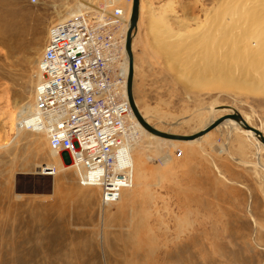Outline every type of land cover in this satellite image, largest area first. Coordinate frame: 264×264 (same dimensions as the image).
Wrapping results in <instances>:
<instances>
[{
    "label": "rangeland",
    "instance_id": "1",
    "mask_svg": "<svg viewBox=\"0 0 264 264\" xmlns=\"http://www.w3.org/2000/svg\"><path fill=\"white\" fill-rule=\"evenodd\" d=\"M99 1L0 0V264H148L152 243L154 264H264V148L240 131L222 125L196 142L165 143L143 130L142 144L127 133L120 141L122 148L130 143L126 170H139L142 185L103 209L100 190L80 185L69 157L51 150L48 137L18 134L11 125L10 114L35 101L33 70L49 27ZM218 1L140 0L133 95L162 131L193 133L229 112L207 108L222 103L264 134V91L198 90L201 53L183 51L170 62L156 49L157 21L192 33L218 14ZM53 166V174L43 170Z\"/></svg>",
    "mask_w": 264,
    "mask_h": 264
},
{
    "label": "built area",
    "instance_id": "2",
    "mask_svg": "<svg viewBox=\"0 0 264 264\" xmlns=\"http://www.w3.org/2000/svg\"><path fill=\"white\" fill-rule=\"evenodd\" d=\"M131 4L132 0H100L49 27L33 70L35 101L31 109L21 111L17 123L34 133L46 129L50 149L65 153L71 161L85 159L79 181L100 190L103 209L113 208L127 186L121 175L130 143L122 148L119 137L131 108L127 73L115 64L121 58L118 50L124 49V15ZM33 109L47 120L34 121ZM29 116L33 122L27 121ZM181 155V149L174 153ZM43 170L53 174L56 168Z\"/></svg>",
    "mask_w": 264,
    "mask_h": 264
},
{
    "label": "bare ground",
    "instance_id": "3",
    "mask_svg": "<svg viewBox=\"0 0 264 264\" xmlns=\"http://www.w3.org/2000/svg\"><path fill=\"white\" fill-rule=\"evenodd\" d=\"M225 1L226 0H219L217 3L218 4L217 7L220 8L217 9L218 14L217 15L214 14V16L210 19V22H208L205 26L201 25L200 29L197 28V30L195 29L196 31H193L192 33L181 34L179 32H174L170 29L168 25L164 24V22L162 23L160 21H157V24L154 25V35H155L154 39H155L156 49L160 54L168 57L169 60H171L170 62L176 60L180 52L183 51H185L187 54H189L191 50L196 51V53L198 54L201 53L204 63L202 65L203 72H202V76L199 77V75H197V78L194 81V87L198 90L202 89V84H203L204 87L207 89H220L222 91L233 92L235 95H240V94L246 95L247 93L254 94L259 92L260 90L264 91V0H239L238 5H234V6L232 5L231 7L227 6V2ZM140 8H141V3H140ZM130 11L127 12L126 16L124 15L125 24L127 25V27H128ZM211 13L212 12H210V14ZM72 14L73 12H71L67 16H70ZM63 18H59V20ZM197 26L199 25L197 24ZM180 37H182L184 40H180L181 39ZM125 38L126 36L124 37V43H123L124 49L122 48L121 51L118 50V55H120L121 58L115 64L123 72V74L127 73V67H128L127 54L125 51ZM178 38H180L179 41ZM187 40L190 42L188 43ZM123 51L125 58L123 56ZM246 55L248 56V58H246ZM249 57L253 59L254 68H253V64H251L252 66L250 68ZM125 63L127 66L126 68H123L125 67ZM244 67H247L248 69L244 70ZM125 90H126V85H125ZM218 105H228L233 108L231 104H222V103L220 104L214 103L207 108L212 114H214L215 112L233 111L232 109H226V108L217 109L216 106ZM23 109L25 108H21L20 106L17 109V115L15 113H14L15 115L11 113L9 116V119L13 120V124L11 125H13V127H15L16 130H18L17 131L18 134L21 133V131L19 130H25L23 128L18 127L17 124L20 118L21 111H24ZM34 111L36 112L34 121L36 119L40 120L41 122L47 120V117L41 115V113L38 110H34ZM143 116L146 118L145 114H143ZM242 117L247 123H249L246 117L244 116ZM215 119L216 117L211 118L209 122L204 124L200 129H202L203 127H205ZM27 121L33 122L31 116L27 118ZM130 122H132V124L135 125L137 129L136 131H132V126ZM124 123H126V125ZM124 123H123L124 133L120 135L119 141H121L122 137H124L128 133V135H132L131 138H133L132 139L133 142H136L137 144H142L143 140L141 138L140 131H143L145 129L140 125V123L138 122L132 111H130L124 117ZM222 125L223 126L228 125L240 131L241 133L250 137L258 147L264 148V145L254 136V134L251 131L244 129L240 125V122L233 119H225L220 124H218L217 127H220ZM40 131L41 132L38 131L36 133L43 135V137L45 138L50 137L46 129H41ZM13 133L14 135L12 137H15V131ZM148 134L153 136L154 140H157L158 138L164 139L165 143H169L171 141H181L185 143L196 142L199 139H201V137L204 135L203 134L200 137H196L193 140H172L154 135L150 132H148ZM54 152L61 153V151H54ZM169 157H170L169 153L165 151L164 158L167 160L169 159ZM146 159H148V161H151L152 159H154V157L147 155ZM127 161L131 162L129 152H128ZM84 163H85V159L76 162L71 161L70 163L71 167H74L75 170L77 169L76 173L78 179L81 173L79 167L85 166ZM121 180L124 184L125 183L127 184V186L125 185L126 188H124L123 193L121 195L122 198H126L132 192L131 189L133 187L142 185L139 182L140 181L139 170H135L134 172H132V169H129L128 171L125 170L124 175H121ZM122 198L120 197V201H122ZM139 246L140 244L138 243L137 247ZM145 249H146L145 255L150 259V262L148 264H154L153 243L149 247H145ZM145 262H147V260H145Z\"/></svg>",
    "mask_w": 264,
    "mask_h": 264
},
{
    "label": "water",
    "instance_id": "4",
    "mask_svg": "<svg viewBox=\"0 0 264 264\" xmlns=\"http://www.w3.org/2000/svg\"><path fill=\"white\" fill-rule=\"evenodd\" d=\"M139 10H140V0H132L131 11H130L128 27L126 31V38H125V51L127 54V61H128L127 75H126L127 99L131 111L133 112L134 116L136 117L140 125L148 132L163 138L172 139V140H193L196 137H200L209 130L213 129L225 119H233L240 122V125L244 129L251 131L254 134V136L264 145V134L262 130L246 123L240 112L236 111L235 109H233L231 106L228 105H218L216 106V108L232 109L233 110L232 112L224 113L220 117L211 121L208 125L200 129L199 131L190 134H180L169 131H162L156 128L150 122H148V120L140 112V109L138 108V105L133 95L134 58L132 53V38L135 35L137 29Z\"/></svg>",
    "mask_w": 264,
    "mask_h": 264
}]
</instances>
